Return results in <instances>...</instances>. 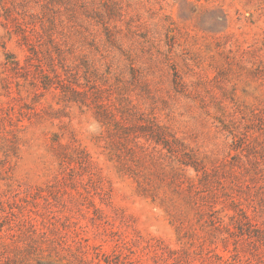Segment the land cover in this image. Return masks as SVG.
<instances>
[{"label":"rangeland","instance_id":"1","mask_svg":"<svg viewBox=\"0 0 264 264\" xmlns=\"http://www.w3.org/2000/svg\"><path fill=\"white\" fill-rule=\"evenodd\" d=\"M0 264H264V0H0Z\"/></svg>","mask_w":264,"mask_h":264}]
</instances>
